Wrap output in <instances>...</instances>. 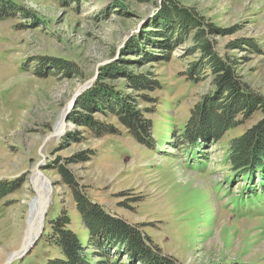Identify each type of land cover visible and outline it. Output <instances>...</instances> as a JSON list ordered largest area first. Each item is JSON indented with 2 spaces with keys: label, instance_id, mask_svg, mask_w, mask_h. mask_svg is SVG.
<instances>
[{
  "label": "rangeland",
  "instance_id": "374dc122",
  "mask_svg": "<svg viewBox=\"0 0 264 264\" xmlns=\"http://www.w3.org/2000/svg\"><path fill=\"white\" fill-rule=\"evenodd\" d=\"M171 1L201 18L214 48L230 54L236 73L264 97V0ZM167 4L0 0V181L19 183L0 197V264L62 258L49 233L51 220L63 212L89 264H144L123 246L88 241L90 229L60 166L109 213L139 225L174 264H264V169L240 172L226 156L230 140L262 114L256 111L219 139H182L193 106L218 89L200 64L196 29L186 35L175 24L162 32ZM59 58L74 67L59 68ZM102 84L149 119L145 142L131 134L118 98ZM60 115L68 128L57 135ZM83 115L117 132L96 135L80 122ZM37 170L52 191L42 234L11 258L22 245Z\"/></svg>",
  "mask_w": 264,
  "mask_h": 264
},
{
  "label": "trees",
  "instance_id": "16d2710c",
  "mask_svg": "<svg viewBox=\"0 0 264 264\" xmlns=\"http://www.w3.org/2000/svg\"><path fill=\"white\" fill-rule=\"evenodd\" d=\"M168 2L171 7L168 4L164 6L163 16L160 18L162 22L158 23L160 27H163L162 32L173 30L175 24L178 26V30L186 35L190 34L192 29H196L193 33L195 46L203 53L200 64L212 73L214 87L218 89L215 95H208L207 99L205 98L204 101L201 100L193 106L183 128L182 139L191 143L205 142L207 137L219 139L224 130L237 126L259 111L262 114L260 119L230 140L226 156L229 164L236 169H241L240 172L250 173V170H252V174L263 172V95L251 90L236 73L234 58L230 54L214 48L212 41L206 35V29L200 17L194 13L190 14L185 8L171 0ZM4 10L3 7H0L1 18L4 16L1 15V12H5ZM207 26L205 27H210ZM169 37H173V35L171 34ZM169 37L166 39H170ZM54 63L64 69L74 67L73 63L67 60L63 61L61 58L54 60ZM193 79L196 81L195 76ZM152 83L154 85L156 81H152ZM153 85H146V87ZM99 87L109 94L113 91L105 84L99 85ZM99 92H94L93 96L99 101L101 100L98 102L100 105H104L105 101L100 98L103 96H100ZM113 94L118 98V106L123 107V123L137 140L145 142L142 135L147 134L150 129L149 119L142 117L139 111L131 110L125 95H119L114 91ZM105 105L108 106L107 103ZM239 115L240 117H238ZM80 122L93 129L96 135L117 132V129L111 125L98 123L88 115H83ZM203 137H205L204 140H201ZM60 173L64 182L70 186L76 208L90 229L89 242L98 247L102 246V248L112 247V244L120 245V248L123 246L122 249H125V253L144 264L175 263L173 259L163 255L158 247L150 245L149 238L139 228V225L129 224L122 218L109 213L100 203L93 201L82 188L78 187L75 176L62 166H60ZM13 182L10 180L0 181V197L17 188L19 183ZM70 221L66 212L51 220L49 239L60 249L63 257L49 258L45 264H89L88 253L83 250L79 236L70 228Z\"/></svg>",
  "mask_w": 264,
  "mask_h": 264
},
{
  "label": "bare ground",
  "instance_id": "6f19581e",
  "mask_svg": "<svg viewBox=\"0 0 264 264\" xmlns=\"http://www.w3.org/2000/svg\"><path fill=\"white\" fill-rule=\"evenodd\" d=\"M67 128H68V125H63L62 115H60L58 118V121L56 122V124L54 126V133H56L57 135H60L64 131V129H67ZM31 183H32V186H33L36 194H35V196H32L28 202V203H30L29 215H28V219L26 221L27 222L26 229L29 226L28 230H30L31 218L34 215V213L36 212V210H37L36 208L41 205L42 200H43V202L47 201V204H46V208H47L48 203L50 202V196L52 193L49 182L47 181V179H45V178L41 179V176L36 174V172L31 177ZM42 223H43V221H42ZM25 233H26V230H25ZM32 236H33V233H31V235H29L28 241L31 240ZM24 238H25V234L23 236L22 242H24ZM260 247H264V244H262ZM22 252H23V250H21V247H20L19 250L14 251L12 253L11 258L14 257L15 255H19Z\"/></svg>",
  "mask_w": 264,
  "mask_h": 264
},
{
  "label": "water",
  "instance_id": "95a60500",
  "mask_svg": "<svg viewBox=\"0 0 264 264\" xmlns=\"http://www.w3.org/2000/svg\"><path fill=\"white\" fill-rule=\"evenodd\" d=\"M89 83L85 84L86 85L85 88L87 87V85H89ZM79 90H81V89H79ZM79 90L75 93V95L79 94ZM36 174L40 175L41 179L45 177V176H43V174L39 170L36 171ZM46 204H47V201L43 202V200H42L41 205L36 208L37 210L31 218L30 230H28V228H29V226H28V228L26 229L24 242H22V245H21V250H23V252H26L27 249L30 248V246L42 234V228H43L42 221L46 217V213H47ZM31 233H33V236L31 238V240L28 241L29 235H31Z\"/></svg>",
  "mask_w": 264,
  "mask_h": 264
}]
</instances>
